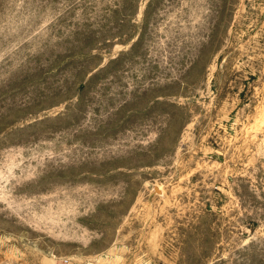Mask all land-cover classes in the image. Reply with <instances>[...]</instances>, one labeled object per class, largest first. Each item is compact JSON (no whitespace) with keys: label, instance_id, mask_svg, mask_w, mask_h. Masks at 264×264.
<instances>
[{"label":"rangeland","instance_id":"1","mask_svg":"<svg viewBox=\"0 0 264 264\" xmlns=\"http://www.w3.org/2000/svg\"><path fill=\"white\" fill-rule=\"evenodd\" d=\"M264 264V0H0V264Z\"/></svg>","mask_w":264,"mask_h":264},{"label":"built area","instance_id":"2","mask_svg":"<svg viewBox=\"0 0 264 264\" xmlns=\"http://www.w3.org/2000/svg\"><path fill=\"white\" fill-rule=\"evenodd\" d=\"M62 264H73V263H71V262H64V263H62Z\"/></svg>","mask_w":264,"mask_h":264}]
</instances>
